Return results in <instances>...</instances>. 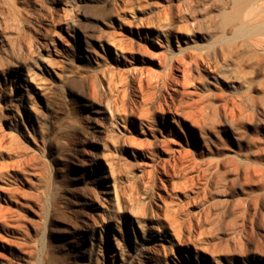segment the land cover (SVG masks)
Returning a JSON list of instances; mask_svg holds the SVG:
<instances>
[{"label": "rangeland", "instance_id": "1", "mask_svg": "<svg viewBox=\"0 0 264 264\" xmlns=\"http://www.w3.org/2000/svg\"><path fill=\"white\" fill-rule=\"evenodd\" d=\"M256 3L264 14V0ZM232 6L0 0V264H12L19 233L33 248L24 264H91L72 241L91 218L94 264H264V34L221 36L220 13ZM55 11L75 30L105 32L106 78L74 39L64 66L75 75L60 80L48 71L47 47L58 34L41 25ZM164 50L186 57L167 72L168 84L158 76L166 73ZM83 75L102 95L93 170L82 165L84 129L67 126L75 118L86 124ZM85 195L96 196L92 215ZM145 229L165 246L159 259L125 249Z\"/></svg>", "mask_w": 264, "mask_h": 264}, {"label": "bare ground", "instance_id": "2", "mask_svg": "<svg viewBox=\"0 0 264 264\" xmlns=\"http://www.w3.org/2000/svg\"><path fill=\"white\" fill-rule=\"evenodd\" d=\"M58 1H60V0H58ZM256 1L257 0H233L232 8L230 10H223L220 13L221 23H220V26L218 24V27H221V31L223 33V35H221V36H223L224 38L225 37L230 38V36L227 35V32L229 29H230V31H232V37L233 38H242L244 40H247L248 38H251V37L256 36V35H263L264 34V14L262 12H259L260 11L259 5L256 3ZM47 18H48V21H46L45 25L44 24L41 25V27L43 26L44 32L54 31V33L56 32L58 34V36H57L58 38L51 41L52 46L48 45V47H47L48 48L47 50L49 52L50 59H51L50 60L51 66L49 67L48 71L52 74V76L61 80V79L69 78V77H72L75 75V71H73L72 69H69V68L67 69L64 66V62L67 59L69 61H71V60L73 61V58H71L69 47L71 45V41L74 39L76 42V45L80 49L81 55L86 57L87 59L94 60V62H95L94 72L96 73V75L101 76L103 78H106V72H105L104 67H105V62H106V58L108 55V51H107V41H106V38L104 36L105 32L103 31L102 33L99 34V33L93 32V31L88 32V31H84V30H75L68 20L65 19V21H64L63 17H62L63 19H61V17L59 16V13L57 11H55L52 14L49 13V16ZM56 20H61V21L63 20L64 22H62L59 25H56ZM111 25H113L112 21L109 22V24H107V27H112ZM200 37H202V39H205L206 35L201 34ZM160 58L163 61V69L166 71V73L164 76H161V74H158V76L163 78V81H164L163 83H166V84L171 83V76L167 72L171 71V70L173 71V69H181L183 67V64L186 61V59H185L186 57L183 54L182 50L170 51V52H167V50H164L160 54ZM83 77H85L86 88H87V92L84 93L83 96L85 97V99L87 101L86 104L89 107L88 114L86 115V119H85L86 124L82 125L75 118V119H70L69 122L67 123V126L72 124V126L74 125L75 127H81L84 129L86 136H87V139L89 141L88 145L90 147H88V145H87L86 150H84L85 155L89 161V164H87L88 162L85 161L87 163L84 162V164L82 163V165H84L85 168H90L93 170L94 168H99L98 167V161H97V154L93 151L96 144L93 141H95L96 139H99V136L101 134L100 121H99L100 119H99V116L96 115V113L98 111L102 110L101 109L102 107L99 106V103H100L99 101H100V98L102 95H101V92L98 88V84H97L96 80L93 78V76L83 75ZM173 99L174 98H172V100L171 101L169 100V101L172 102ZM167 101H168V99L164 100V103H162V104L160 103L161 106H163V104L168 105ZM160 104H159V106H160ZM146 109H147L146 113H148V108H146ZM107 112H108V116L112 119V121L114 123H116L118 121V119H117L118 117L114 113V110L112 109V107L109 104L107 106ZM92 139H95V140H92ZM90 144H92V145H90ZM154 166H155V168H158L157 167L158 165L156 163L154 164ZM151 183H152V181H151ZM100 188L101 187H99V189ZM97 195H101V194H97ZM47 196H48V194H47ZM54 197L55 196H53V199H54ZM94 197H96V196H94ZM94 197H92V195L91 196H88V195L84 196L86 208L90 212L89 215H92L91 214L92 206L95 205ZM100 197H101L100 200L98 199V196L96 199H98V201H100V206L103 207L104 203H105L104 201L106 198H104V196H100ZM48 199H49V196H48ZM53 203L55 204V202L52 201V204ZM54 206H56V205H54ZM49 207H51L53 209V207L51 205H49ZM51 208H49V209L51 210ZM48 212H50V211H48ZM51 212H53V211H51ZM56 212H57V209H56ZM58 212H59V209H58ZM50 214H52V213H50ZM138 215H140L142 218L143 217L145 218L147 216V212L144 209H140ZM49 217H51V216H49ZM88 219H90V217H88ZM91 219H90V221L84 220V221H86V227H84V233H82L81 235L75 236L76 238L74 240L72 239V241H73L74 245H76L78 252H80L82 254V256L87 260V263L94 264L95 263L96 247H95V242L93 240V235H94L93 233H94L95 228L93 226L94 221L92 223ZM83 225H84V223H83ZM83 225H81V226H83ZM142 232H143V236H142L143 239L138 243V245L137 244L135 245L133 243L135 246H131L128 244V246L126 245L125 249L130 251V253L132 252V255L140 254V256H142L144 254V252L146 251V253L150 254V255H148L150 260L152 258L153 259H159V256L161 255V254L159 255V251L161 250V248L159 249V247L157 246V242H155L154 241L155 239H153V237H151V232H149L146 229ZM11 237H13V236H11ZM28 242L29 241H27V239L25 238V235L23 233H19L17 235L15 234V239H14V243L12 245V248L10 250V258H9L10 261L12 262V264H24L25 262L28 261V258L31 255V249H33L32 247L30 249V245H29L30 242L29 243ZM161 246H162L163 250H165L164 244H161ZM163 250H161V251H163ZM32 251H34V250H32ZM48 251H46V253H48ZM161 251H160V253H161ZM163 253H164V251H163ZM43 257H44V255H43ZM64 258H67V257L65 256ZM143 259H144V257H143ZM44 260H45V258H44ZM152 262H154V261H152ZM63 264H72V263H71V261L64 260Z\"/></svg>", "mask_w": 264, "mask_h": 264}]
</instances>
